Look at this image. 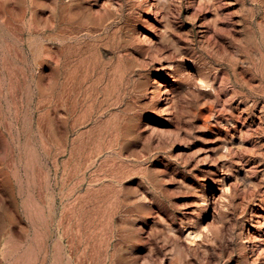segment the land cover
Here are the masks:
<instances>
[{"label":"rangeland","instance_id":"rangeland-1","mask_svg":"<svg viewBox=\"0 0 264 264\" xmlns=\"http://www.w3.org/2000/svg\"><path fill=\"white\" fill-rule=\"evenodd\" d=\"M0 264H264V0H0Z\"/></svg>","mask_w":264,"mask_h":264}]
</instances>
